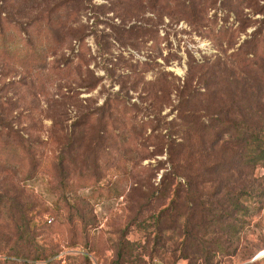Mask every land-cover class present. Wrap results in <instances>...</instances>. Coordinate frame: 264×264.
Masks as SVG:
<instances>
[{
    "label": "rangeland",
    "instance_id": "obj_1",
    "mask_svg": "<svg viewBox=\"0 0 264 264\" xmlns=\"http://www.w3.org/2000/svg\"><path fill=\"white\" fill-rule=\"evenodd\" d=\"M224 119L264 124V0H0V198L10 209L0 247L18 248L2 251L0 264H34L29 249L50 256L35 264H118L117 229L175 198H141L139 181L147 193L157 185L181 136L215 142L216 154L235 148ZM252 169L243 160L242 178L231 174L248 186ZM205 170L201 189L212 193ZM262 183L258 195L226 194L230 182L224 195L202 197H223L230 215L234 198L243 207L235 232L219 229L213 264H264ZM186 196L178 209L199 211ZM15 201L30 205L32 239L20 242ZM131 229L127 238L147 245ZM211 238L202 231L198 242ZM185 242L170 230L159 256L144 260L206 264L174 256Z\"/></svg>",
    "mask_w": 264,
    "mask_h": 264
},
{
    "label": "trees",
    "instance_id": "obj_2",
    "mask_svg": "<svg viewBox=\"0 0 264 264\" xmlns=\"http://www.w3.org/2000/svg\"><path fill=\"white\" fill-rule=\"evenodd\" d=\"M191 117L192 121L190 122L196 130L198 128V118L194 117V115ZM221 124V130L228 128L229 132H233V138L231 140L235 148L223 150L222 154H216L214 149L215 142L209 147L205 145V147L202 145L196 146L188 142L189 138L181 136L179 143L169 144L167 148L166 154L169 167L165 169L157 185L150 186V190H147L150 192L147 193L144 191V183L141 180L139 181V186L136 188V191L141 198L145 195H166L167 193V195H174L175 198L172 199L171 205L161 208L151 215L146 216L137 213L128 226H125L123 229H117L119 237L116 239L114 247L116 249L118 264H138V262L139 264H147V261L144 260L145 256H148L150 259L159 256L158 248L160 249V247L163 248L165 246L164 243L162 245L160 242L164 240L165 234L170 230L175 231L178 236H184L187 240L181 248L177 246L172 250L174 256H177V252H180L181 259H188L192 263H195L204 256L203 260H205L206 264H213V258L216 254L222 252L223 246L220 242V236L223 235L220 234L219 229L222 228L224 234L236 231V223L231 220L237 221L234 218L233 211H240L243 208L240 202V196L234 198L232 201L233 210L231 215L222 207L223 197L217 199L212 197L206 200H202V197L204 195L213 196V194L224 195L223 190L230 182L234 188L228 190L226 194L258 195V187L261 188L263 186L264 173L259 177L262 179L261 181V179L255 176L254 170L257 167L264 169V124H252L247 121L237 122L228 119H224ZM182 133L184 134V132ZM243 160H246L253 168L248 176L251 175L254 179L250 181L248 186L236 183L237 179L235 178V175L239 176L238 179L242 178ZM204 170L205 173L208 171L215 176L209 179L212 187H215L212 193L211 191L203 192L201 189L205 181L203 179ZM231 171H235V175L231 174ZM224 174H228V177H224ZM250 189L252 194L250 193ZM184 195L185 199L187 198L186 195H188V198L193 202V207H197L198 205L199 211L191 207L185 215L181 212V209H178L180 199L184 198ZM259 195H264V191ZM15 203L17 204L15 211L22 215L26 222L21 230L20 242L27 235L32 236L31 239L34 238L36 236L35 231L32 232V229L29 228V221L31 220L26 215L28 212L26 207H30V205L21 202L18 203L17 201ZM227 203L228 201L226 199L225 204ZM183 207L184 204H182L181 208ZM7 210H10L7 202L0 198V216L5 215V211ZM132 226H134L135 230L143 234L147 245L143 246L141 243L132 242L127 238L128 233L132 230ZM204 226H210L211 229H203ZM202 231H204V235L209 233L212 236L211 241L206 246L198 242ZM25 232L26 235L24 236L23 234ZM155 232L157 238H155L153 246L149 247L153 241L151 238L152 234ZM190 239L197 242L192 243L188 241ZM21 244L17 245L19 249H29L28 246ZM16 249L18 248L5 245L4 247H0V254L3 253L2 251L12 253L11 251ZM31 251L29 249V255L26 258L32 260L34 264L37 261H44L50 257L33 255ZM4 263L13 264L16 262L8 258ZM46 264H51V261Z\"/></svg>",
    "mask_w": 264,
    "mask_h": 264
}]
</instances>
